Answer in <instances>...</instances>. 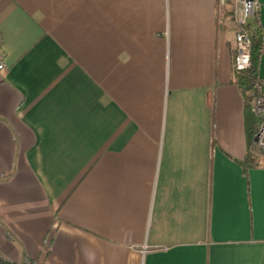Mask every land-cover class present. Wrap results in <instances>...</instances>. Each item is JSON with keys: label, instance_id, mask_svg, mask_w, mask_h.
<instances>
[{"label": "crops", "instance_id": "crops-1", "mask_svg": "<svg viewBox=\"0 0 264 264\" xmlns=\"http://www.w3.org/2000/svg\"><path fill=\"white\" fill-rule=\"evenodd\" d=\"M221 12L0 0L2 256L264 264V165L244 162L253 134Z\"/></svg>", "mask_w": 264, "mask_h": 264}, {"label": "built area", "instance_id": "built-area-1", "mask_svg": "<svg viewBox=\"0 0 264 264\" xmlns=\"http://www.w3.org/2000/svg\"><path fill=\"white\" fill-rule=\"evenodd\" d=\"M219 8H228L233 27L232 68L244 71L251 65L252 38L258 24L259 0H218ZM5 69L0 49V71ZM250 111L257 121L253 134L254 145L264 151V91L260 80L255 81L251 91Z\"/></svg>", "mask_w": 264, "mask_h": 264}, {"label": "trees", "instance_id": "trees-1", "mask_svg": "<svg viewBox=\"0 0 264 264\" xmlns=\"http://www.w3.org/2000/svg\"><path fill=\"white\" fill-rule=\"evenodd\" d=\"M228 11V8H227ZM229 13V11H228ZM227 13V15H229ZM262 49V30L260 27L256 29V33L252 38V48H251V65L248 69L244 71H235L233 68V74L235 77V81L243 95L245 106L247 108L246 114V123H247V132L248 135H252L255 133L257 129V121L253 114L250 112V101H251V91L253 89V84L255 81H258L257 77V66L259 61V56L261 54ZM234 49H232V57H233ZM260 84L262 88L264 86V80H260ZM264 90V89H263ZM251 148H248L247 155L245 157V163L249 166H256L255 165V158L250 154ZM30 259L24 258L22 264H28ZM0 264H16L9 260H7L4 256L0 254Z\"/></svg>", "mask_w": 264, "mask_h": 264}, {"label": "water", "instance_id": "water-1", "mask_svg": "<svg viewBox=\"0 0 264 264\" xmlns=\"http://www.w3.org/2000/svg\"><path fill=\"white\" fill-rule=\"evenodd\" d=\"M260 8L258 13V24L262 30V49L259 56L258 66H257V77L259 80H264V0H259Z\"/></svg>", "mask_w": 264, "mask_h": 264}, {"label": "rangeland", "instance_id": "rangeland-1", "mask_svg": "<svg viewBox=\"0 0 264 264\" xmlns=\"http://www.w3.org/2000/svg\"><path fill=\"white\" fill-rule=\"evenodd\" d=\"M221 11H222L221 15H222L223 19H225L224 21L227 23V25L229 27L233 28L230 15H227V13H228L227 8L223 7V8H221ZM263 89H264V86H263ZM250 154L255 158V165H264V151L262 148H258V147L253 145L251 147V153Z\"/></svg>", "mask_w": 264, "mask_h": 264}]
</instances>
